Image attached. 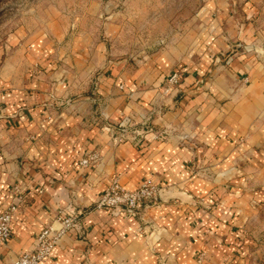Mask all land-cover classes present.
Listing matches in <instances>:
<instances>
[{
  "label": "crops",
  "instance_id": "crops-1",
  "mask_svg": "<svg viewBox=\"0 0 264 264\" xmlns=\"http://www.w3.org/2000/svg\"><path fill=\"white\" fill-rule=\"evenodd\" d=\"M200 30L194 51L176 50L177 61L169 54L107 64L96 78L98 100L84 93L90 65L51 61L40 42L19 39L0 50V212L17 204L0 264L33 248L39 232L64 216H75L78 227L41 264H199L202 251L201 263L212 264L219 257L206 244L229 243L252 180L264 184V0L218 3ZM175 62L184 67L183 92L156 107ZM149 116L171 134L113 139L119 125ZM90 152L97 161L79 166ZM116 176L128 189L151 177L166 198L136 217L95 210Z\"/></svg>",
  "mask_w": 264,
  "mask_h": 264
},
{
  "label": "rangeland",
  "instance_id": "rangeland-1",
  "mask_svg": "<svg viewBox=\"0 0 264 264\" xmlns=\"http://www.w3.org/2000/svg\"><path fill=\"white\" fill-rule=\"evenodd\" d=\"M225 1L229 5V0H0V50L19 39L40 42L47 47L51 61H67L79 70L90 65L89 87L84 85V93L93 92L98 100L96 78L107 64L115 60L129 64L159 62L169 54L175 59L173 54L182 48L191 54L196 34L201 33L202 25L207 22L210 8ZM228 58L229 52L224 59ZM179 63L173 64L160 86L161 96L156 107L166 109L165 99L183 92L179 84L185 71ZM175 73L179 74V81L172 85L169 78ZM158 109L163 111L161 107ZM149 126L154 132L162 130L171 134L165 127L156 128L153 117L149 116L138 125H119L113 139L134 140L133 131ZM123 128L128 135L123 136ZM186 137L183 135L182 139ZM252 182L248 189V210L240 222L229 226V243L206 244L216 249L219 256L209 259L214 261L212 264H264V184ZM165 198L159 196L157 202ZM204 252L197 259L199 264L207 258Z\"/></svg>",
  "mask_w": 264,
  "mask_h": 264
},
{
  "label": "built area",
  "instance_id": "built-area-1",
  "mask_svg": "<svg viewBox=\"0 0 264 264\" xmlns=\"http://www.w3.org/2000/svg\"><path fill=\"white\" fill-rule=\"evenodd\" d=\"M178 81L179 74L175 73L169 78V83L172 85L177 84ZM121 132L123 136L129 134L126 128H123ZM149 133H155L156 137L164 136L162 131L154 132L152 126L133 131L131 135L134 140H139ZM97 159L96 153H89L80 158L78 164L79 166H89L95 163ZM161 190L162 188L151 177H146L137 188L128 189L116 176L104 193L97 198L94 209L110 210L114 214L125 217H136L139 216L142 208L157 202ZM18 200H22L21 196L18 197ZM16 210L17 204L14 203L0 212V245L7 243L12 236V218ZM58 220L60 221L59 226L46 225L36 236L34 247L19 255L11 264H41L51 256L63 234L78 227L75 216H64Z\"/></svg>",
  "mask_w": 264,
  "mask_h": 264
},
{
  "label": "water",
  "instance_id": "water-1",
  "mask_svg": "<svg viewBox=\"0 0 264 264\" xmlns=\"http://www.w3.org/2000/svg\"><path fill=\"white\" fill-rule=\"evenodd\" d=\"M165 193H166L165 191L161 190V191H160V197L163 198V195H164Z\"/></svg>",
  "mask_w": 264,
  "mask_h": 264
}]
</instances>
